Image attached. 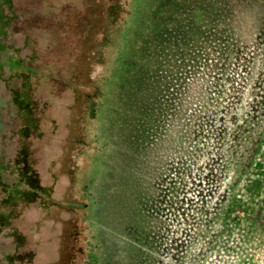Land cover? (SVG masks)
<instances>
[{"label": "rangeland", "instance_id": "rangeland-1", "mask_svg": "<svg viewBox=\"0 0 264 264\" xmlns=\"http://www.w3.org/2000/svg\"><path fill=\"white\" fill-rule=\"evenodd\" d=\"M1 10L0 160L50 196L0 208V264L264 262V0Z\"/></svg>", "mask_w": 264, "mask_h": 264}, {"label": "trees", "instance_id": "trees-1", "mask_svg": "<svg viewBox=\"0 0 264 264\" xmlns=\"http://www.w3.org/2000/svg\"><path fill=\"white\" fill-rule=\"evenodd\" d=\"M9 0H0V26L5 25L1 7L8 4ZM1 50V49H0ZM3 65V64H2ZM8 66L18 67V63L10 60ZM1 67V64H0ZM13 102L16 105L18 114L26 113L27 104L19 99L17 91L14 92ZM28 130L23 129L22 134H26ZM8 174L7 180L3 181V175ZM38 195L49 197L50 194L41 188L38 179L32 174L31 168L27 162L25 151H21L12 164H3L0 160V208L13 205L17 202L31 203L36 200ZM8 214L0 212V227H7Z\"/></svg>", "mask_w": 264, "mask_h": 264}, {"label": "built area", "instance_id": "built-area-1", "mask_svg": "<svg viewBox=\"0 0 264 264\" xmlns=\"http://www.w3.org/2000/svg\"><path fill=\"white\" fill-rule=\"evenodd\" d=\"M259 264H264V262H260Z\"/></svg>", "mask_w": 264, "mask_h": 264}]
</instances>
